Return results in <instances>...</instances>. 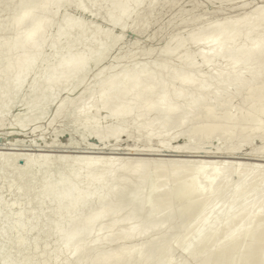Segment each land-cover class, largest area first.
<instances>
[{
  "label": "bare ground",
  "instance_id": "bare-ground-1",
  "mask_svg": "<svg viewBox=\"0 0 264 264\" xmlns=\"http://www.w3.org/2000/svg\"><path fill=\"white\" fill-rule=\"evenodd\" d=\"M21 1L32 3L42 15L37 16L34 8L19 12L12 21L15 36L0 47V68L8 67L0 73V84L8 82L18 89L27 76L28 59L46 48L45 16L73 2ZM135 1L111 0L108 21L119 22L131 16L136 12ZM155 1L167 2L153 0L147 7ZM240 1L244 11L238 16H224L205 27L201 25L202 17H197V25L186 35L182 31L172 34L165 54L178 51L175 60L182 63V68L175 63L165 70H123L100 84L97 95L86 88L81 105L70 103L66 111L57 107L54 120L63 116L87 124L101 102L104 120L122 122L115 127L102 125L105 135L101 146L87 148L100 150L97 155H85L82 163H76L81 154L88 153L87 149L69 142L39 149L36 142L25 143L23 139L11 143L9 151H0V234L4 243L12 239L10 250L0 256L4 263L10 264L15 258L16 264H33L28 262L33 258L36 264H55V248L40 244L42 239L50 238L66 244L63 260L67 263L84 253L75 264H130L134 257H138L135 264H168L176 241L195 243L190 262L182 264H264V0H257L263 4L261 7L249 6L254 0ZM16 2L0 0V30L7 26V12ZM118 7L116 19L112 10ZM75 25L73 19L68 27ZM55 40L59 41V37ZM188 42L195 48L182 50ZM85 55L66 58L58 81L70 78L75 83L82 82ZM92 60L97 59L93 56ZM195 63L197 66L190 69ZM108 70L105 67L97 71L91 80H102ZM32 75L37 83L28 93H48L39 86L51 78L50 73L35 71ZM73 90L70 87L68 91ZM9 96L10 93L0 94V101ZM32 106L24 104L12 120L20 122ZM37 106L43 112L48 109L47 104ZM38 119L24 118L27 124ZM95 128L98 132L100 126ZM134 128L138 130V144L121 145L120 139L130 137ZM108 141L113 144L108 145ZM254 142L256 145L250 149ZM46 160L62 175L71 173L76 165L84 179L75 188L70 206L51 235L42 236L36 229L34 212H21L30 206L36 209L44 202L40 193L32 195L33 189L23 182L32 181L33 171ZM234 174L238 180L232 184ZM114 176L107 192L101 196L92 193L82 200L81 190L87 178L97 186ZM257 178V188L250 187L249 182ZM53 181L55 184L45 181L42 188L57 186ZM230 188L231 195L223 198ZM63 197V193L59 194L57 203ZM96 203L95 210L75 217L82 208ZM96 221L99 225L93 229ZM209 222L216 225L200 229ZM70 223V230L65 231L64 226ZM81 234H86L83 240L73 244ZM113 244L117 245L115 249ZM14 250L23 257L15 256ZM203 251L205 254L200 255Z\"/></svg>",
  "mask_w": 264,
  "mask_h": 264
},
{
  "label": "rangeland",
  "instance_id": "rangeland-1",
  "mask_svg": "<svg viewBox=\"0 0 264 264\" xmlns=\"http://www.w3.org/2000/svg\"><path fill=\"white\" fill-rule=\"evenodd\" d=\"M66 1L60 0L61 3ZM110 1L73 0L68 6H61L55 14L45 16V22L48 24L44 38L47 41L46 48L43 52L28 59L26 66L27 76L21 81V87L19 89L15 88L8 82L0 84V94L10 93L9 97L2 98L5 100L0 101L3 108L0 111V151H9L7 150L10 148L9 145L19 139H23L25 143L36 142L39 149H42L47 144L59 145L66 142L81 146L82 149L100 147L105 135L104 127L107 125L115 127L122 123L116 119L104 120L101 102L97 103L94 112L89 115L87 124L72 122L63 116L54 120L53 115L57 107L61 106L62 110L66 111L70 103H75L76 107L81 105L86 99L83 94L86 88L89 87L92 94L97 95L101 91L100 84H105V80H109L114 74L123 72V70H145L149 72L153 67L165 70L175 63L182 68V63L175 60L178 51L165 54V48L174 32L182 31L186 35L188 31L197 25V17H202L204 23L201 25L205 27L208 23L220 20L224 16L235 17L244 11L240 0L236 2H224L223 0H166L167 2L164 4L155 1L149 7H147V4L153 0H136L133 5L136 12L119 22L110 23L107 18L110 10ZM249 6L261 7L263 4L254 0ZM28 8H34V5L18 0L11 6V12L6 10L9 12H7L8 18L6 17L7 26L5 29L0 30V47H5L15 36L16 29L12 25L13 17ZM119 10V7L112 10L113 17L116 19L119 16ZM35 13L37 16L42 15L36 9ZM1 14H3L2 11H0ZM73 19L76 20V25L69 28L68 24ZM23 26H26V23ZM81 30L83 32H80ZM57 37H59V41L55 40ZM67 42L70 44H67ZM129 43H133L131 48L128 47ZM37 45L39 44L37 43ZM194 48L195 45L188 42L183 46L182 50L191 51ZM79 53L86 54L83 61L84 68L81 72L83 81L75 83L72 79L67 78L66 82H59L58 79L61 76L58 73H60L59 69L64 60ZM93 56L97 59L96 61L92 60ZM196 66L197 63L189 68L194 69ZM105 67H109L106 72L109 74L103 77L102 80H91L94 73ZM6 70H8V67L3 66L0 68V73ZM35 71H39L42 75L50 73L51 78L41 82L39 86L42 90L49 91L48 93H28L29 89L37 83L32 75ZM70 87H74L73 92L68 91ZM24 104L33 105L31 109L24 113V118L37 116L39 119L36 122L27 124L24 118L20 122L12 120L17 113L23 110ZM45 104L48 105V109L43 112L37 105ZM97 125L100 126L98 132H96L95 128ZM37 133L40 135L34 137ZM95 133H97V136ZM130 134V137L125 136L120 139L121 145L138 144V130L134 128ZM107 144L111 145L113 142L108 141ZM255 145L256 143L254 142L249 148L251 149ZM87 151L88 153L81 154L83 155L82 158L76 163H82L84 161L83 157H86L85 155H97L101 152L98 149H87ZM43 153L48 152L43 151ZM51 164H53L51 161L46 160L37 171H33L32 181L23 182L25 187L33 189L32 195L40 193L44 198L43 204L36 209L30 206L21 212V214L26 215H33L32 213L34 212L36 216L34 220L35 226L39 235L42 236L51 235L59 219L70 206L71 195L75 188L84 179L83 171L76 165L71 169V173L62 175L59 172L60 170H54ZM115 178L114 176L104 185L97 186L92 180L87 178L81 190L82 200L92 193L101 196L109 190ZM53 179L56 180L57 186L52 185L42 188L45 181L55 184ZM259 179L250 181V184L248 183L249 186L257 188L260 184L258 182ZM237 180L238 177L234 174L230 182L235 184ZM62 193L64 194L63 200L57 203V197ZM231 193L232 189L230 188L224 192L223 198H228ZM238 198L241 197L239 196ZM96 208L97 203L85 206L75 214V217H84ZM18 217L17 215L11 218L15 221ZM71 220L73 221L74 219ZM173 220L176 221V218ZM174 224L169 226L168 231L166 230V235L171 232ZM98 225L99 221H96L92 224V228L94 229ZM215 225V222H209L204 226L202 225L200 229H211ZM70 228L71 223L64 226L65 231H69ZM85 235L81 234L73 244L81 242ZM3 240L0 234V256L6 250H10L9 245L12 244V239L10 243H4ZM42 241H46V244L42 243ZM42 241L40 243L41 246L46 245L47 247L55 248L57 254L55 264H75L84 255V253H80L73 261L67 263L66 260H63V254L68 247L63 241H54L50 238L42 239ZM101 242H105V237L102 238ZM116 247L117 245H112L113 249ZM144 247L142 246L141 248ZM172 248L173 254L170 256L168 264H182L190 262L195 243L186 245L181 241H176L172 244ZM204 254L205 251L200 253V255ZM14 255L23 257L19 250H14ZM137 261L138 257H134L131 259L130 264H135ZM16 262L14 258L10 264H16ZM28 262L36 264L33 258ZM0 264L7 263H4L3 259L0 258Z\"/></svg>",
  "mask_w": 264,
  "mask_h": 264
}]
</instances>
